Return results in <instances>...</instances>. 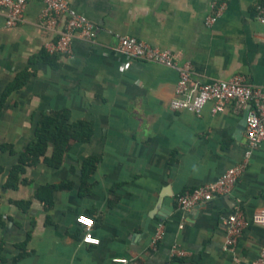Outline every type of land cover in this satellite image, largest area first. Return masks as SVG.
I'll return each mask as SVG.
<instances>
[{"label": "crops", "instance_id": "1", "mask_svg": "<svg viewBox=\"0 0 264 264\" xmlns=\"http://www.w3.org/2000/svg\"><path fill=\"white\" fill-rule=\"evenodd\" d=\"M97 28L95 42L74 40L70 54L51 53L55 32L40 26L43 4L31 0L24 22L6 26L0 11V264H252L264 249V144L253 151L231 192L191 210L177 197L218 179L242 160L245 111H172L177 70L128 59L114 34L174 52L193 66V79L213 84L242 75L264 88L262 0H229L208 27L214 0H69ZM57 31L63 28L58 20ZM20 74L27 80L7 91ZM70 113L93 136L71 142L59 166L54 146L20 172L12 168L35 140L43 114ZM95 159V165L85 162ZM56 186L50 191L41 189ZM51 196V202L47 199ZM239 206L248 225L225 250L223 219ZM94 220L99 245L83 243L76 218ZM160 217V218H158ZM162 228L157 250L150 244ZM185 255H173L174 249Z\"/></svg>", "mask_w": 264, "mask_h": 264}, {"label": "built area", "instance_id": "2", "mask_svg": "<svg viewBox=\"0 0 264 264\" xmlns=\"http://www.w3.org/2000/svg\"><path fill=\"white\" fill-rule=\"evenodd\" d=\"M31 0H0V11L5 12L6 26L14 28L22 24L25 12ZM44 9L41 14L40 27L46 31L55 32L57 39L49 44L47 49L51 53L62 55L70 54L74 40L93 43L97 37L96 26L85 16L79 14L69 0H38ZM229 0H214L212 14L206 24L212 27L223 14ZM63 19V28L57 31L58 20ZM255 20L264 25V0L256 7ZM117 41V51L128 59L158 64L168 69L177 70L179 81L175 90L171 110L186 111L196 115L203 113L208 104H212L210 113L220 114L226 111L229 105L235 104L239 109H248L246 116L245 138L246 148L242 160L226 168L212 182L201 184L191 190L178 195L177 201L185 211L191 210L198 204L206 203L219 195L229 194L241 174L246 170L252 153L261 144H264V88L253 87L242 75H236L229 80L218 81L213 84H203L193 79V66L186 62L177 63L174 52L159 49L133 36L114 34ZM255 221L264 224V209L258 211ZM91 221L85 223L84 221ZM77 225L83 230V243L99 245V239L93 236L94 220L81 215L76 218ZM226 230L224 241L225 250H234L248 225L244 211L236 206L232 213L223 219ZM163 230L160 228L151 240L152 250H157L163 239ZM173 255H185L182 249H174ZM113 264H129L125 258L113 259ZM252 264H264V249L260 257Z\"/></svg>", "mask_w": 264, "mask_h": 264}, {"label": "trees", "instance_id": "3", "mask_svg": "<svg viewBox=\"0 0 264 264\" xmlns=\"http://www.w3.org/2000/svg\"><path fill=\"white\" fill-rule=\"evenodd\" d=\"M27 80L25 74H20L15 79L14 84L7 91L18 87ZM93 136V126L88 122L70 123V113L68 111H59L53 114H43L39 120L36 129L35 140L21 154L18 164H16L9 175L8 185L16 186L20 172L25 171L27 165L36 164L41 156H44L49 145L54 146V153L49 164L59 166L63 162L64 154L71 142L87 143ZM95 159H88L85 165H95ZM56 186H46L42 191L48 190L50 194L56 189ZM51 202V196L47 199Z\"/></svg>", "mask_w": 264, "mask_h": 264}, {"label": "water", "instance_id": "4", "mask_svg": "<svg viewBox=\"0 0 264 264\" xmlns=\"http://www.w3.org/2000/svg\"><path fill=\"white\" fill-rule=\"evenodd\" d=\"M247 112H248V109L245 111L243 120L241 121V128L242 129L246 127V116H247ZM158 218H160V217H158Z\"/></svg>", "mask_w": 264, "mask_h": 264}, {"label": "snow or ice", "instance_id": "5", "mask_svg": "<svg viewBox=\"0 0 264 264\" xmlns=\"http://www.w3.org/2000/svg\"><path fill=\"white\" fill-rule=\"evenodd\" d=\"M84 222H85V223H89V224L91 223V221H87V220H85Z\"/></svg>", "mask_w": 264, "mask_h": 264}]
</instances>
